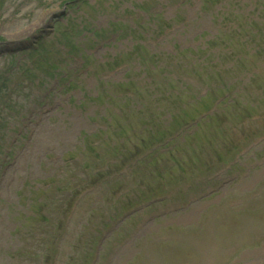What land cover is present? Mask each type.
Masks as SVG:
<instances>
[{
    "label": "rangeland",
    "instance_id": "obj_1",
    "mask_svg": "<svg viewBox=\"0 0 264 264\" xmlns=\"http://www.w3.org/2000/svg\"><path fill=\"white\" fill-rule=\"evenodd\" d=\"M68 1L0 0V78H6L0 85V264H264V142L257 140L264 135V82L248 83L250 72L264 75V63L249 66L242 54H264V0H76L64 6ZM134 17V35L126 24H112ZM66 27L77 31L69 34L75 51L103 46L63 91L49 85L47 65H33L27 52L49 47L46 60L67 69L70 55L58 52ZM88 29L100 34L79 38ZM113 30L120 37L110 42ZM143 40L146 69L136 75L140 69L127 55ZM112 61H130L132 68L112 69ZM227 91L237 101L219 104ZM115 106L132 113L131 121L137 117L120 142L147 137L138 119L170 137L179 124L208 113L190 136L178 138L174 156L186 171L184 183L163 204L136 206L142 207L134 219L124 220L126 203L138 204L157 179L144 162L113 174L118 169L107 159L124 126ZM224 158L235 159L237 168L228 172ZM162 160L169 162L155 170L174 167L168 156ZM99 173L111 178L96 184ZM216 186V195L202 198ZM117 207L124 209L115 213ZM152 212L163 216L152 220Z\"/></svg>",
    "mask_w": 264,
    "mask_h": 264
}]
</instances>
